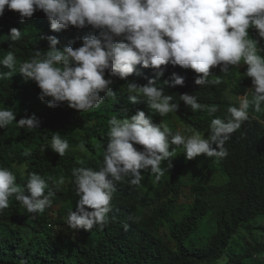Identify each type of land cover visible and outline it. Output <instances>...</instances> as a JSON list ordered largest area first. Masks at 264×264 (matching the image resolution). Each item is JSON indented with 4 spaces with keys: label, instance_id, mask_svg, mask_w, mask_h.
<instances>
[{
    "label": "clouds",
    "instance_id": "obj_1",
    "mask_svg": "<svg viewBox=\"0 0 264 264\" xmlns=\"http://www.w3.org/2000/svg\"><path fill=\"white\" fill-rule=\"evenodd\" d=\"M38 24L46 28L48 49L23 61V41ZM87 26L96 34L87 30L79 44L57 46L61 30ZM249 29L264 40V0H0V221L15 212L29 220L47 216L52 230L54 211L74 190L79 199L66 212V225L94 232L109 216L115 219L108 214L115 185L130 177L128 183L139 186L142 171L159 181L175 147L189 160L227 157L225 144L250 109L264 110V49ZM169 64L193 70L199 86L221 82L219 76L209 81L213 68L228 73L244 64L252 86L235 97L226 118L214 116L217 106L207 108L213 116L207 138L192 126L173 133L143 110L128 115L111 79L127 82L130 103L146 101L150 111L166 116L178 107L172 95L153 79L140 85L127 78L137 65L159 78ZM166 83L183 85L184 77L172 73ZM179 100L193 111L204 107L194 95ZM55 116L66 120L60 133L51 127ZM56 250L0 225V264L75 259L59 241Z\"/></svg>",
    "mask_w": 264,
    "mask_h": 264
},
{
    "label": "trees",
    "instance_id": "obj_2",
    "mask_svg": "<svg viewBox=\"0 0 264 264\" xmlns=\"http://www.w3.org/2000/svg\"><path fill=\"white\" fill-rule=\"evenodd\" d=\"M33 27L37 29H31L21 47L23 61L30 59L35 50L48 49V40L43 37L45 26ZM87 30L96 34L91 26L61 30L57 46L79 44ZM249 36L257 39L258 47L264 49V40L254 29H249ZM241 66L230 68L228 73H221L219 67L211 69L213 75L209 81L219 76L221 82L204 86L194 83L197 74L193 70L170 64L162 66L164 71L159 78L155 77L154 69L137 65V71L127 79L140 85L153 79L165 94L173 96L171 102L178 106L172 113L177 123L174 128L169 127L173 133L178 131V126H192L208 134L213 116L207 108L217 106L214 116L226 118L229 115L227 107L235 102L229 100L226 93L230 91L238 97L252 86L251 78L244 74L247 66ZM172 73L184 77L183 85L170 87L166 83ZM105 78H109L107 72ZM111 79L114 88L125 96L128 115L143 110L153 124H163L160 114L150 111L146 101L129 102L126 81L117 77ZM181 94L194 95L204 107L193 111L179 100ZM30 104L34 105L32 100ZM258 114L249 115V119L231 134L225 144L228 156L223 159L201 154L189 160L182 148L174 146L171 167L167 161L162 162L164 175L159 181L150 171H142L139 186L130 185V177L118 182L108 213L115 219L109 216L108 223L95 226L94 232L82 228L72 230L66 225L65 214L76 208L79 199L74 190L64 198L60 210L54 211L52 230L47 227V216L29 220L16 212L3 218L0 225L10 234L30 238L37 247L48 248L50 253H57L59 241L68 250L67 255L75 258L61 264H218L222 257H227L226 264H264V116ZM65 121L64 117L55 116L51 127L60 133ZM134 146L142 149V146ZM190 163L203 172L201 182L184 186L172 180L187 170ZM184 187L190 188L191 199L187 203L189 206L181 205L178 213L176 204ZM207 218L211 219L209 227L205 224Z\"/></svg>",
    "mask_w": 264,
    "mask_h": 264
},
{
    "label": "rangeland",
    "instance_id": "obj_3",
    "mask_svg": "<svg viewBox=\"0 0 264 264\" xmlns=\"http://www.w3.org/2000/svg\"><path fill=\"white\" fill-rule=\"evenodd\" d=\"M246 65L242 64L241 68H244ZM235 97L230 91L227 92V98L231 101H235ZM258 113L252 111L250 109L249 115H257ZM258 115H262L264 116V110H262ZM161 116V115H160ZM161 120L163 121V123L165 125H167L168 127L174 128L177 120L175 119V117L173 116L172 113L167 114L166 116H161ZM173 122V125H172ZM185 127H180L178 126V129L183 132ZM209 134V133H208ZM208 134H204V137L207 138ZM200 169H195L193 164L190 163L189 167L187 170L183 171L178 177L173 178L172 180L181 183L184 186H190L195 182H201V179H204V174ZM191 199V190L190 188H182L181 194L178 197V202H177V212L179 213V208L181 205H183L185 208H187L189 205L187 204ZM183 208V207H182ZM182 210V209H181ZM183 212V211H182ZM210 218H207L205 220V224H208L209 227V223L210 222ZM207 226H204V229L208 228ZM209 231V229H208ZM258 238L260 237L259 234L256 235Z\"/></svg>",
    "mask_w": 264,
    "mask_h": 264
}]
</instances>
